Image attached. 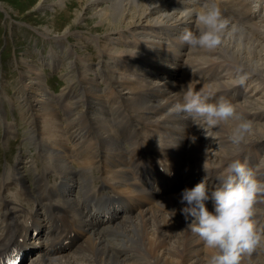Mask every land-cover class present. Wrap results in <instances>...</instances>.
Segmentation results:
<instances>
[{
  "label": "bare ground",
  "instance_id": "obj_1",
  "mask_svg": "<svg viewBox=\"0 0 264 264\" xmlns=\"http://www.w3.org/2000/svg\"><path fill=\"white\" fill-rule=\"evenodd\" d=\"M87 1L96 10L93 16L103 28L102 31H92L107 32L108 40L102 46L103 39L98 35L96 42L99 48L96 55L80 57L78 54L76 59L70 60V72H77L79 87L70 85L71 88L57 98L48 96L38 99L32 106L23 97L21 100L24 101L23 106L27 110L25 115L31 122V130L37 135V138L33 135L34 138H42L38 144L40 148L48 151L50 140L46 137L52 138L54 135L52 139H55L58 146L65 153L71 154V150L65 149L64 136L73 141L76 153L89 158L93 165L105 163L108 158L109 172L120 175V181L126 182L127 187L122 191L114 190L111 194L93 192L94 182L89 172L85 182L82 180L79 183L81 194L73 193L74 189L70 186L77 180L78 169L82 170L78 181L87 170L82 165L76 167L68 157L57 155L55 163L60 166L63 180L52 183V169L44 166L43 169L35 170L33 167L36 174L35 189L32 190L28 172L16 166L12 180L9 176L6 179L0 176V255L14 247L26 250L37 245V252L31 257L34 262L31 264H205L207 256L214 249L207 248L198 234L187 226L190 218L186 219L180 211L183 207L181 190L195 185L204 177L210 188L215 187L218 175L233 157L237 147L240 149L239 157L246 160L257 175L264 179V168L259 169L260 156L264 151V122L250 120L252 127L246 136V143L235 146L228 139L233 124L209 128V136L203 128L186 119L184 114L171 111V108L180 97L182 86L191 83L197 89L205 86L215 88L217 97L224 96L232 100L247 116L251 113L253 115L256 108L264 109V103H259L263 101L262 94L261 98L246 102L244 98L245 103L239 102L244 95L246 97L250 94H247V88L244 89L247 80L241 83L230 82L228 79L233 72L228 64L229 57L238 65H244L248 71L250 69L251 73L264 74V43L256 40L259 37L254 39L250 36L249 30L247 32L244 28L246 25L242 27V24L232 22V13H228L234 3L242 6L240 21L253 19L255 12L249 9L250 2L247 0H219L228 21L222 44L216 49H189L179 37L186 28L192 27L195 10L201 7L202 0ZM106 1H110V4L101 6ZM52 3L65 7L68 0H37L32 9L43 11ZM86 17L81 10L73 12L72 22L58 32L56 27L48 25L49 18V22L44 25L46 29L42 31L65 35ZM61 36L57 41L64 44ZM66 54L70 57L77 53L69 47ZM54 55L55 63H63L62 56L57 52ZM75 64L79 65L80 70ZM39 77L43 88L42 74ZM258 77L264 79V75ZM67 98L71 100L67 101ZM37 109L47 120L42 131L39 122L43 120H40V116L35 119ZM140 129H145L151 136H165L162 139L165 142H176L175 152H160V149L166 150L168 144L159 149L146 143L148 138H139ZM192 135L196 136L194 141ZM214 135L217 142L214 140L210 143ZM85 139L91 140L85 144ZM121 139H128L127 142L134 139L135 142L130 147L108 155L102 144L107 143L111 149L115 143L120 144ZM90 142L92 146H88ZM247 142L252 150L255 149L253 158L248 156ZM56 153L59 154V151ZM157 154L161 155V162H156ZM160 164L170 174L169 179L162 178L164 172L159 169ZM204 164L207 165V173ZM184 176L188 181H183ZM13 183L22 195L18 202L4 194ZM115 183L119 186L117 181ZM175 189L172 193H164V190ZM145 192L148 198L144 197ZM71 193L73 196L69 197ZM30 196H36V208ZM155 197L164 198L152 206L150 203ZM27 201L30 205H26ZM94 201L99 202L97 208L94 207ZM263 201L256 204L262 205ZM110 204H115L113 211L111 208H101ZM135 204H141L144 208L129 215L139 209ZM209 204L210 208L213 207L212 200H209ZM118 207L124 208V212L118 210ZM263 210V207L259 209ZM108 212L111 217L106 219L104 215ZM118 218L121 219L117 222ZM257 225L264 228V216L260 215ZM31 227L39 230L36 239L29 233ZM241 264H264V243L251 253H245Z\"/></svg>",
  "mask_w": 264,
  "mask_h": 264
},
{
  "label": "rangeland",
  "instance_id": "obj_2",
  "mask_svg": "<svg viewBox=\"0 0 264 264\" xmlns=\"http://www.w3.org/2000/svg\"><path fill=\"white\" fill-rule=\"evenodd\" d=\"M36 2L37 0H0V176L2 175L4 177L6 173L8 172V176L13 177L14 172H15V167L18 166V168H20L21 171L28 172L29 174L28 176L30 179V184L32 186V189H34L35 187V184H34V177L36 173L35 170L43 169L45 168L44 166L50 168V170L52 169L50 173V175L52 174V176L50 177V181H52V183L55 182V181L53 182V180L57 179L58 176L61 174V171L59 169L60 166L55 163V157L57 155L62 156L65 153L64 152L65 150L61 147H57V145H53L54 139L52 138H55L53 137L54 135H52V138L51 136L46 137L48 141L50 140L49 146L53 145L51 146L52 150L48 148V151L50 150L48 152V151H44L42 148L39 147L38 144L42 138L40 137L38 141L36 139L37 135H34V132L31 130V122H29L30 121L29 118L25 115V113H27L26 112L27 110L25 106H23L24 101H22L21 99L24 98L23 100H25V102H28V104L32 106V104H34V102H37L38 99L42 100L43 98L48 97V96L52 98L54 97L57 98L58 95L70 89L71 88V87L69 88L70 85H73L74 87L78 88L79 81L76 80L77 72H70L71 65H72L70 60L76 59L78 57V54L80 57H83L84 55L90 56L91 54L96 55L97 50L99 48V44L98 42H96L97 40L96 37L98 35L102 37L103 39V41L101 42L102 46H105V41L108 40L107 32L101 33V32L92 31V30L102 31L103 28L100 27V25L97 23L96 18L93 16L96 10L89 5V2L87 0H68V3L65 7H61L59 4L52 3L50 7L44 8L43 11L39 10V8L32 9ZM251 2H252V6L256 5V6H253L256 9L259 8L260 6L259 14L256 17V20L260 19L261 21V22L259 21L260 23L256 20L251 23H241L239 21L238 22L234 21L233 19L236 17V13L239 11V8H240V6H238V3L232 4L233 6L231 5V7H229V9H232V10H229L228 13H232L231 14L232 16L235 15L234 17H232V22H235L238 25L242 24V27L246 25L244 28L245 30H247V32L249 30L250 36H253L254 39L259 37L256 40L260 41L261 43H264V38H263L264 37V31H263L264 23H262L264 22V19H262V17H264V14L260 16V14L264 12V0H251ZM109 4H110V1H106V2L101 3V6L103 5L106 6ZM224 5L225 4H223V7ZM235 7L237 8V10ZM79 10L83 11V13L86 14L87 17L85 18L84 21L78 23L75 26V29H74L75 31L72 30L65 35L56 33L60 31L61 29L63 30L65 26L70 24L72 22V13L75 11H79ZM48 19L50 20L51 23L49 22ZM255 22L257 24H255ZM47 23L48 25L51 24L52 27L54 26V28L56 27L55 28L56 32L52 33L48 31L50 34L47 31L43 32L42 30L46 29L44 25H46ZM256 25L258 26L256 27ZM261 27L263 28L261 29ZM43 33H47V35H44ZM60 36L62 37V41L64 42V44L58 43L57 39ZM62 45H64V47ZM69 47H71L77 53L75 56L71 55L70 57H68L69 55L66 54V50L68 51ZM189 49H191V47H189ZM54 52H57L60 56L63 57L64 59L63 63L59 65L55 63L56 58H54L55 56ZM205 52L208 53L209 50H206ZM231 60L232 59H230L229 57L228 64L230 66V69L233 71L228 76V79H230V82L241 81L240 79H238L241 76L244 77V81L246 80L248 81L247 84H244L245 85L244 89L247 88V90L246 89L245 90L248 91L247 94L250 93L249 95H247L250 98L246 96L247 97L246 99L244 95L242 99H240L239 102L245 103L246 101L254 100L253 98H259V97L261 98V94H262L261 99L263 101H259V103L263 104L264 103V95H263L264 88L262 87H264L263 86L264 79L259 78V77L257 78V76L264 75V74L263 73L261 74L251 73L249 72L250 69L248 71L247 70L248 68L244 67V65H241L243 71L238 72L237 71L238 64L236 63V61L234 60L231 61ZM81 61L83 62V60ZM79 64L82 67V64L81 63ZM74 66L80 70L78 64H75ZM39 74H42L43 76L41 77V81L43 82V88L45 90L41 88V84L39 81L40 79ZM233 76L234 78H232ZM249 76H252L253 78H250ZM231 79L233 80L231 81ZM251 79H253L252 82H251ZM25 90L26 91L28 90V91L26 92ZM244 98H245V102H244ZM66 100L69 101L71 99L67 98ZM51 102L49 104H51ZM82 107L83 105L80 106V108ZM252 108L254 109L256 107H252ZM253 109H251V111ZM256 110L257 111H255V109L253 110V115L251 113L247 117L249 118V120L253 119V121H263L264 122V109L256 108ZM34 114L36 115L35 119L36 117L40 116L41 118L40 120H43V121H40L41 123L39 122L40 131H42L43 130L42 127L44 126L45 121H47L46 117H42L38 109L36 113ZM48 118L50 119V117ZM207 132H208L207 134L211 136L210 135L211 132L210 131H207ZM33 135L36 138H34ZM155 137L158 142L162 141L161 137L158 134ZM215 137L216 136L214 135L210 143H213L217 140ZM63 140L65 142L64 146L66 150L74 147L73 142L70 140H67L66 137L64 138L63 136ZM128 143H126L127 146H129ZM247 143L248 145L250 144L249 142ZM68 144L69 146L67 148ZM115 144L117 145V143ZM116 145L113 148H115ZM248 147H249V150H247L248 156L249 158L251 157L253 158L255 156V149L252 150V148H250V145ZM58 151H59V154L56 153ZM47 152L51 154L49 155ZM260 157H261L260 158L261 167H259V169H262L264 168V166H262L264 164V151L262 152V156ZM44 158L46 161L44 160ZM76 165L78 166L79 164H76ZM82 166L86 168L87 171L84 172V175L87 176L89 174V170L86 165H82ZM33 167H35L34 168L35 170H33ZM106 171H107V167L105 166V164L103 165L102 163L101 164L96 163V165L92 166V173H93L92 183L94 182L92 184L93 191L102 190L104 193H108V194L112 193L111 188H108V187L102 188L103 184H107V182H104V180L110 178L109 177L110 174H108ZM105 173L109 175L108 178H105L103 176ZM183 178H185V176ZM61 180H63V177ZM81 181L82 179H80L78 183H80ZM74 184L75 182L73 183V185ZM11 185L12 187L10 191L16 192V188L13 187L14 184H10V186ZM70 188L74 189L73 193L75 191H78L77 186L75 188H73V186H70ZM80 191L82 192V190ZM73 193H71L69 197H72ZM74 195H77V194H74ZM29 199L32 201L34 197L30 196ZM263 204H264V201H263ZM26 205H30V202L27 201ZM262 205L259 206L255 204L256 207L254 206L256 208V210L254 211L255 212L254 219L256 223H257L256 219L260 217L259 209H261L262 207L264 208V206ZM138 211L140 210L138 209ZM138 211L136 210L133 213H129V215H134ZM119 214L122 215L125 213H119ZM169 215H171V213H169ZM121 218H118L116 221L118 222L119 219ZM170 232H173V231H170ZM71 251L70 253H74ZM75 253H77L76 250H75ZM31 257H28L29 259L28 261L25 262V264H31L34 262L32 261ZM53 262H56V261L53 260Z\"/></svg>",
  "mask_w": 264,
  "mask_h": 264
},
{
  "label": "clouds",
  "instance_id": "obj_3",
  "mask_svg": "<svg viewBox=\"0 0 264 264\" xmlns=\"http://www.w3.org/2000/svg\"><path fill=\"white\" fill-rule=\"evenodd\" d=\"M194 15L192 27L180 34V41L192 48H218L228 25L219 0H202ZM237 71H243L242 66L237 65ZM240 80L243 83L244 77L241 76ZM179 92L181 95L171 111L184 114L206 134L209 128L231 123L234 126L228 136L230 142L235 146L245 142L252 122L232 100L217 97L215 88L197 89L191 83L182 86ZM191 138L194 141L196 136ZM239 151L238 147L234 149L233 157L218 175L215 187L210 188L204 177L181 190L183 207L180 211L186 219L190 218L187 226L198 234L207 248L214 249L205 264H241L245 253H251L264 243V228L259 227L254 219V206L258 200L264 199V179L239 157ZM204 168L207 173L206 164ZM209 200L213 202L211 208Z\"/></svg>",
  "mask_w": 264,
  "mask_h": 264
}]
</instances>
